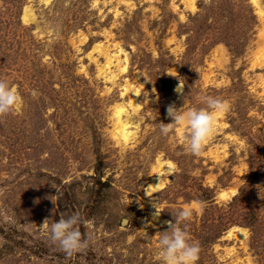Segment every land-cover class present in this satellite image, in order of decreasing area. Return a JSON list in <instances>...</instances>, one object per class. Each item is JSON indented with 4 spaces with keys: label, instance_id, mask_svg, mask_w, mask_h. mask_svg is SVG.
Returning a JSON list of instances; mask_svg holds the SVG:
<instances>
[{
    "label": "rangeland",
    "instance_id": "374dc122",
    "mask_svg": "<svg viewBox=\"0 0 264 264\" xmlns=\"http://www.w3.org/2000/svg\"><path fill=\"white\" fill-rule=\"evenodd\" d=\"M256 8L251 0H0V79L23 98L19 113L0 116V264H160L155 234L192 200L204 202L186 222L197 264H264ZM202 96L231 108L194 156L160 123L171 122L169 106L204 107ZM152 182L159 187L149 191ZM73 213L88 246L68 256L41 225Z\"/></svg>",
    "mask_w": 264,
    "mask_h": 264
},
{
    "label": "clouds",
    "instance_id": "9594fccd",
    "mask_svg": "<svg viewBox=\"0 0 264 264\" xmlns=\"http://www.w3.org/2000/svg\"><path fill=\"white\" fill-rule=\"evenodd\" d=\"M175 91L181 92V87L178 86ZM32 95H36L35 91ZM200 99L204 107H189L181 111L180 108L169 106L166 112L171 122L160 123L162 135L174 139L171 134L175 130L180 134V141L186 151L194 156L202 153L205 144L216 130L219 118L225 116L231 108L226 99L211 96H202ZM22 106L23 98L17 86L10 84L6 79H0V116L19 113ZM203 210V201L192 200L176 212L175 221L165 222L168 225L166 231L155 234V256L160 264H197L199 242L190 237L186 222L191 221L194 214L202 213ZM159 213L155 206V215L158 216ZM80 223L79 214L73 213L67 218L61 214L60 219L51 224L46 219L41 226L47 229L49 239L66 255L71 256L88 246V239L82 236L79 230Z\"/></svg>",
    "mask_w": 264,
    "mask_h": 264
},
{
    "label": "bare ground",
    "instance_id": "6f19581e",
    "mask_svg": "<svg viewBox=\"0 0 264 264\" xmlns=\"http://www.w3.org/2000/svg\"><path fill=\"white\" fill-rule=\"evenodd\" d=\"M251 1L257 7L256 8V12H257L259 18L264 22V14L262 13V11L260 10V8L258 7L256 0H251ZM262 35H263V38H264V32H263ZM263 51H264V49H263ZM120 114H121V110L119 108H116L115 116H116V121H117L116 124L118 125V132L117 133L115 132V133L117 134V137L119 139L121 138L122 140L126 141L128 139L127 137L129 136L130 132L128 131V128H127L126 124H123V123L120 122L121 121V120H119ZM158 167L161 168L162 167L161 164H159ZM163 167H165L166 170L169 171L171 169V164L169 162H167ZM156 187H159V185H157L156 182H152L149 185L148 190L149 191H152ZM220 197L224 198L226 196H225V194H221ZM237 231H241V229H237Z\"/></svg>",
    "mask_w": 264,
    "mask_h": 264
}]
</instances>
